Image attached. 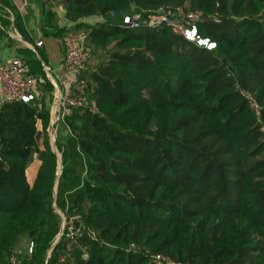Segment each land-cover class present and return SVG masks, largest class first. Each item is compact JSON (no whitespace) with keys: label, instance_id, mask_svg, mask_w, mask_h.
<instances>
[{"label":"trees","instance_id":"16d2710c","mask_svg":"<svg viewBox=\"0 0 264 264\" xmlns=\"http://www.w3.org/2000/svg\"><path fill=\"white\" fill-rule=\"evenodd\" d=\"M62 2L71 27L49 9L54 30L43 33L89 30L98 63L83 77L97 110L53 126L56 152L50 82L35 102L1 105L0 264L26 241L35 246L26 264H264V132L245 96H256L264 122V0ZM166 6L218 13L199 24L216 47L166 24L123 25V14ZM63 217L80 229L74 241L56 240ZM70 242L73 257L61 262Z\"/></svg>","mask_w":264,"mask_h":264},{"label":"built area","instance_id":"2783aa9c","mask_svg":"<svg viewBox=\"0 0 264 264\" xmlns=\"http://www.w3.org/2000/svg\"><path fill=\"white\" fill-rule=\"evenodd\" d=\"M114 14V12H112ZM144 15H147L145 17ZM213 19L220 22L218 13L206 15L201 11L187 10L182 6H166L157 10L144 9L142 12L134 14H123V25L136 27L140 24H149L153 27L166 24L171 28L173 33L203 46L207 49H214L216 44L210 38L204 37L199 31V24ZM90 32L85 28L70 30L63 38L64 56L62 67L75 71L84 70L92 56V49L89 46ZM39 41L37 44H41ZM46 78L43 75H34L30 73L29 64L22 57H14L9 62L0 64V107L4 103L12 102H35L39 97V87L46 84ZM78 89L74 94H60L53 103V125L64 121L75 109L97 110L95 100L91 98L85 88L86 79L82 76L78 78ZM249 101V106L254 112L257 120L261 123V130L264 132V122L262 121V107L256 96L251 92L245 93ZM70 232L67 237L74 241L75 235L80 231L75 229L73 221L69 223ZM34 243L30 241L28 256L33 253ZM72 243L66 245L65 252L59 260L65 262L71 259ZM83 259H88L89 254L83 252ZM158 264H180L171 261L167 257L157 256ZM12 264H22L19 261L16 252L11 257Z\"/></svg>","mask_w":264,"mask_h":264},{"label":"crops","instance_id":"0c3cea01","mask_svg":"<svg viewBox=\"0 0 264 264\" xmlns=\"http://www.w3.org/2000/svg\"><path fill=\"white\" fill-rule=\"evenodd\" d=\"M9 2L21 16L24 32L17 27L15 12L0 0V64L22 55L39 62L40 70L44 72L39 75H43L53 87V91H49L53 96L52 99L49 93L46 97L51 108V123H53V103L56 97L60 94L76 93L74 89L78 78L93 71L98 60L91 56L88 69L82 72L62 67L65 35H44L43 33L44 29L54 30L47 22V10L49 9L54 12L60 27H71V23L66 18V8L62 0H9ZM99 20L98 17H89L84 21L94 23ZM39 41L42 42L40 45L37 44ZM39 166L40 162L32 182L27 174L30 184L33 183Z\"/></svg>","mask_w":264,"mask_h":264},{"label":"rangeland","instance_id":"374dc122","mask_svg":"<svg viewBox=\"0 0 264 264\" xmlns=\"http://www.w3.org/2000/svg\"><path fill=\"white\" fill-rule=\"evenodd\" d=\"M89 64H90V61H89V63H87V66H86V68L88 69V66H89ZM85 68V69H86ZM86 71V70H85ZM80 72H82V70L80 71ZM84 74V73H83ZM87 74V73H86ZM85 75V74H84ZM83 77V76H82ZM83 78H85V77H83ZM51 125V124H50ZM54 126V125H53ZM49 133H50V135H51V140H52V144L54 143V141L56 140V136H57V133H56V130L54 129V130H50V128H49ZM54 149L57 151V147H55L54 146ZM39 160L38 159H36L35 158V160L32 162V164L30 165V167L28 168V171H27V174H28V177H29V179H30V182H32V178L34 177V173H35V170H36V168H37V166L39 165ZM61 170V166L59 165V171ZM58 212L59 213H61V211L60 210H58ZM66 229V230H65ZM67 231V232H66ZM70 232V230H69V224H68V222L65 220V217H63V221H62V227H61V231H60V233L59 234H61V236L65 233L66 235L68 234ZM60 235H58L57 236V239L59 238V237H61ZM56 239V240H57ZM29 243H30V241H26L24 244H21V245H19V247L17 248V250H16V255H18V257H19V261H20V263H22V264H26L25 263V260H27L28 259V257H30V256H28V252H29ZM33 253L35 252V247H33ZM33 253H32V255H33ZM50 254V253H49ZM31 255V256H32Z\"/></svg>","mask_w":264,"mask_h":264},{"label":"water","instance_id":"95a60500","mask_svg":"<svg viewBox=\"0 0 264 264\" xmlns=\"http://www.w3.org/2000/svg\"><path fill=\"white\" fill-rule=\"evenodd\" d=\"M132 1H134V0H132ZM132 9L134 10L135 9V4L133 3L132 4ZM50 130L52 131L53 130V123H51V125H50ZM54 146L56 147V143H55V141H54V143H53V148H54ZM55 150V149H54ZM56 151V150H55ZM57 152V151H56ZM59 155V157H61V155L60 154H58ZM61 166V165H60ZM61 168H62V166H61ZM60 172H61V170L59 171V174H60ZM56 189H57V187H56ZM60 236H61V234H59ZM60 239V237L57 239V241ZM56 241V242H57Z\"/></svg>","mask_w":264,"mask_h":264}]
</instances>
